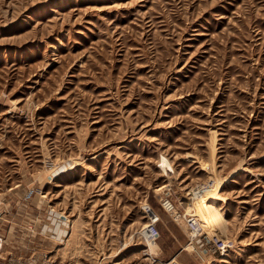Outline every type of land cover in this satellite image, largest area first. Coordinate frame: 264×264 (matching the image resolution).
<instances>
[{
	"label": "rangeland",
	"instance_id": "rangeland-1",
	"mask_svg": "<svg viewBox=\"0 0 264 264\" xmlns=\"http://www.w3.org/2000/svg\"><path fill=\"white\" fill-rule=\"evenodd\" d=\"M0 234L31 264H264V0H0Z\"/></svg>",
	"mask_w": 264,
	"mask_h": 264
},
{
	"label": "built area",
	"instance_id": "built-area-1",
	"mask_svg": "<svg viewBox=\"0 0 264 264\" xmlns=\"http://www.w3.org/2000/svg\"><path fill=\"white\" fill-rule=\"evenodd\" d=\"M201 196V195H200ZM201 198V197H199ZM161 207L164 211L167 212H173L175 210L174 205L170 201V197L165 195L164 198L161 199ZM143 212L144 216L147 219V227L144 229V235L143 237L151 242H155L158 236L157 232V224H158V217L156 214L148 207V206H143ZM187 224L189 225L191 230L188 231V234H193L194 238L196 239L198 236L201 234L199 233L201 230L198 228H193L192 226V221H190V216L187 218ZM211 245L222 255L226 253L231 247V243H227L226 241H222L220 239L214 238V240H210ZM4 245H5V239L4 237L0 234V264H31L34 263L32 260V257L28 258L27 260L23 259L22 257H12L13 253L8 252V255L5 257V252L4 251ZM8 258V260L6 259ZM39 264H55L53 261H51L49 258L46 260L42 261Z\"/></svg>",
	"mask_w": 264,
	"mask_h": 264
},
{
	"label": "bare ground",
	"instance_id": "bare-ground-1",
	"mask_svg": "<svg viewBox=\"0 0 264 264\" xmlns=\"http://www.w3.org/2000/svg\"><path fill=\"white\" fill-rule=\"evenodd\" d=\"M201 214V213H200ZM199 214V215H200ZM190 221H192V226L193 228H198L199 230L201 228L204 227V225L208 224L210 221L208 220V218L206 217V215H201V216H197V217H190ZM145 229V228H144ZM192 229V228H191ZM203 231V230H201ZM192 241V240H191ZM194 242L191 243V246H194ZM192 250H196L195 246L192 248ZM171 262H169L168 264H171ZM175 264H178L177 262H175Z\"/></svg>",
	"mask_w": 264,
	"mask_h": 264
}]
</instances>
